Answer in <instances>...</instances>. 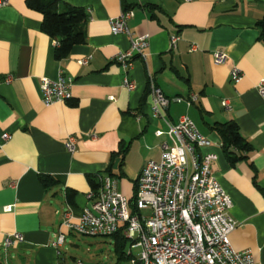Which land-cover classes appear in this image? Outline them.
<instances>
[{
    "label": "crops",
    "instance_id": "obj_1",
    "mask_svg": "<svg viewBox=\"0 0 264 264\" xmlns=\"http://www.w3.org/2000/svg\"><path fill=\"white\" fill-rule=\"evenodd\" d=\"M5 1L0 7V255L5 264H65L59 249L66 238L56 245L60 233H71L61 227L63 213L79 217L90 204V180L98 185L107 175L132 201L144 165L160 159L166 137L155 132H166L168 123L175 125L183 116L211 141L202 152L218 157L212 173L230 197L237 223L231 246L249 251L253 264H264V100L256 89L264 78L258 25L264 0H59L87 14L85 43L61 60L54 57L55 41L40 30L41 14L27 8L26 0ZM124 10L132 14L126 24L134 37L148 36L144 58H135L126 73L132 90L123 86L124 71L114 62L129 41L109 28V20ZM173 35L179 41L171 49ZM214 51L224 52L226 62L215 64ZM86 57L88 63L80 65ZM233 67L242 75L237 84L229 76ZM60 75L71 80V99L46 107L40 84ZM149 77L167 98L195 95L197 100L190 106L170 103L154 118ZM227 122H234L251 145L233 166L213 130ZM69 136L76 140L73 153L64 147ZM44 176L53 184L43 186ZM13 233L23 241L4 248L3 240ZM118 233L125 237L124 229Z\"/></svg>",
    "mask_w": 264,
    "mask_h": 264
},
{
    "label": "built area",
    "instance_id": "obj_2",
    "mask_svg": "<svg viewBox=\"0 0 264 264\" xmlns=\"http://www.w3.org/2000/svg\"><path fill=\"white\" fill-rule=\"evenodd\" d=\"M6 4L5 0L0 1V7ZM131 15L129 10L123 11L109 20L110 33L125 35L129 41L128 49L114 58L124 71L123 86L128 90H132L134 84L126 73L135 58H144L143 51L148 45V36L134 37L128 29L126 21ZM178 41L179 36H171L169 47L174 49ZM191 50L195 51L196 46L191 45ZM212 59L220 65L226 62L227 55L214 51ZM88 61L86 57L79 64L86 65ZM229 76L234 84L242 78L235 67ZM70 86L71 80L62 75L56 80L43 79L40 84L43 105L68 102ZM256 89L264 100V78ZM149 93L154 118L161 117L170 103L190 106L197 100L195 95L186 99L167 98L150 77ZM155 136L166 137L160 144V159L149 160L144 165L137 177L132 201L117 191L112 177L104 176L98 187L87 194L89 206L79 217H74L70 210L65 211L61 227L82 236L102 238L112 237L123 228L126 239L140 249L138 258L132 259L131 264H253L249 251H236L231 246L229 237L237 228L230 215L232 202L212 173V164L218 157L202 152L210 147L211 141L187 116L181 117L175 125L168 123L166 132L156 131ZM2 138L7 140L9 135L4 134ZM64 147L68 153H73L75 137H67ZM4 210L10 211L11 207ZM143 210L149 214H141ZM64 239V233H60L56 245H61ZM14 241L22 242V235L13 233L6 237L3 247H9Z\"/></svg>",
    "mask_w": 264,
    "mask_h": 264
},
{
    "label": "trees",
    "instance_id": "obj_3",
    "mask_svg": "<svg viewBox=\"0 0 264 264\" xmlns=\"http://www.w3.org/2000/svg\"><path fill=\"white\" fill-rule=\"evenodd\" d=\"M25 4L30 10L41 14L40 30L55 41L54 57L56 60L66 58L74 46L85 43L82 26L87 20V14L83 9L61 4L59 0H26ZM258 25L262 30L261 37L264 38V20ZM213 130L221 141L223 155L232 166L244 158L243 154L251 150V145L241 136L234 122L218 123L214 125ZM40 181L45 187L53 184V180L45 176L41 177ZM90 184L93 190L98 187L93 180H90ZM72 194L73 192L69 194V200L72 199ZM122 229L120 228L119 231ZM118 232L112 236L116 242L120 243L117 249L118 261L116 264L126 259L123 248L127 239L123 233Z\"/></svg>",
    "mask_w": 264,
    "mask_h": 264
},
{
    "label": "rangeland",
    "instance_id": "obj_4",
    "mask_svg": "<svg viewBox=\"0 0 264 264\" xmlns=\"http://www.w3.org/2000/svg\"><path fill=\"white\" fill-rule=\"evenodd\" d=\"M158 141L160 143L161 139ZM141 214L148 215L149 211L143 210ZM65 238V243L59 249L65 264H116L118 261L120 243L112 237H86L68 233ZM123 251L126 255L131 251V257L122 261L124 264H131L130 261L138 258L140 253L138 247L131 246L130 240H126Z\"/></svg>",
    "mask_w": 264,
    "mask_h": 264
},
{
    "label": "water",
    "instance_id": "obj_5",
    "mask_svg": "<svg viewBox=\"0 0 264 264\" xmlns=\"http://www.w3.org/2000/svg\"><path fill=\"white\" fill-rule=\"evenodd\" d=\"M0 264H5L3 255H0Z\"/></svg>",
    "mask_w": 264,
    "mask_h": 264
}]
</instances>
